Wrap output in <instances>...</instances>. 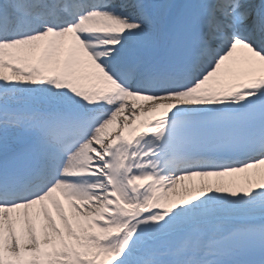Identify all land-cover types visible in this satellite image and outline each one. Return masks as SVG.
I'll use <instances>...</instances> for the list:
<instances>
[{
  "label": "snow or ice",
  "instance_id": "snow-or-ice-1",
  "mask_svg": "<svg viewBox=\"0 0 264 264\" xmlns=\"http://www.w3.org/2000/svg\"><path fill=\"white\" fill-rule=\"evenodd\" d=\"M0 264H264V0H0Z\"/></svg>",
  "mask_w": 264,
  "mask_h": 264
}]
</instances>
